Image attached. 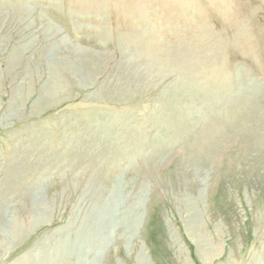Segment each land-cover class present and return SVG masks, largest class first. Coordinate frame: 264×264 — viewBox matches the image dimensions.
<instances>
[{"label":"rangeland","instance_id":"1","mask_svg":"<svg viewBox=\"0 0 264 264\" xmlns=\"http://www.w3.org/2000/svg\"><path fill=\"white\" fill-rule=\"evenodd\" d=\"M0 264H264V0H0Z\"/></svg>","mask_w":264,"mask_h":264},{"label":"bare ground","instance_id":"2","mask_svg":"<svg viewBox=\"0 0 264 264\" xmlns=\"http://www.w3.org/2000/svg\"><path fill=\"white\" fill-rule=\"evenodd\" d=\"M12 227H13V226H12ZM7 229H8V228H7ZM14 230H15V231H14ZM14 230H13L14 232H16V231H17V229H16V228H15ZM104 239H105V240L107 239V235L103 236V239L101 240V242H100L99 244H102V241H103Z\"/></svg>","mask_w":264,"mask_h":264}]
</instances>
